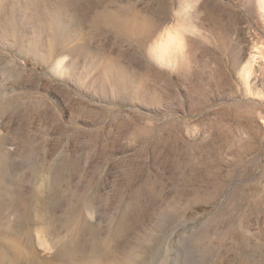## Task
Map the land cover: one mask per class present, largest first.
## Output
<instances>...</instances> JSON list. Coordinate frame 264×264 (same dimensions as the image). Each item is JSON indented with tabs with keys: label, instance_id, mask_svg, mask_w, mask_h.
Here are the masks:
<instances>
[{
	"label": "rangeland",
	"instance_id": "obj_1",
	"mask_svg": "<svg viewBox=\"0 0 264 264\" xmlns=\"http://www.w3.org/2000/svg\"><path fill=\"white\" fill-rule=\"evenodd\" d=\"M0 148L62 193L58 236L34 225L0 264H43L67 209L109 240L130 193L155 264L186 240L264 264V0H0Z\"/></svg>",
	"mask_w": 264,
	"mask_h": 264
},
{
	"label": "bare ground",
	"instance_id": "obj_2",
	"mask_svg": "<svg viewBox=\"0 0 264 264\" xmlns=\"http://www.w3.org/2000/svg\"><path fill=\"white\" fill-rule=\"evenodd\" d=\"M169 43H171L170 40H165L163 44L158 45V50L163 51ZM160 55L162 57L163 54L160 53ZM31 141L32 138L28 140V143H32ZM9 155L7 151L0 148V263L3 254L12 253L16 255L20 253L19 236L23 232H30L32 226L42 224L55 236H58L61 231L57 224L58 218L53 213L54 207H58L61 201L62 193L57 187L58 184L48 195L41 189V186H34V181L39 178L37 167L31 165L33 171L30 173V178L25 180L21 175L18 176L13 172V167L8 163ZM29 155L30 158L28 159L32 162L35 152L34 155L32 154L34 157ZM54 170L56 174L60 172L61 175L63 173L58 168H54ZM65 195V201L68 203L67 193ZM47 198L49 201L46 200ZM34 199H38V202H34ZM122 199L120 211L123 215H121L120 222L110 229L109 240L98 239L96 230L91 227L88 237H72L69 233L68 215H66L69 210L67 209L64 218L65 224L62 229L65 231L63 238L57 242V248L50 257L45 258L43 264H155L160 258L162 260L168 259L169 256L166 258L161 249L160 238L146 241L140 236L134 237L131 234L136 229L134 224L129 223V215L134 204V194L130 193L128 197L123 196ZM2 236L6 237L3 238ZM185 243L187 251L181 255L184 257L183 262L178 264H230L233 261L238 262V264H256L252 258L244 256L237 258L231 257L229 253H222L221 247L220 249L209 246L199 248L200 242L196 240H186ZM47 249L50 248L47 247ZM10 250L14 251L9 252ZM150 252H152L150 261L146 260L145 257L142 258L143 254L148 255ZM181 256L175 258L180 259Z\"/></svg>",
	"mask_w": 264,
	"mask_h": 264
}]
</instances>
